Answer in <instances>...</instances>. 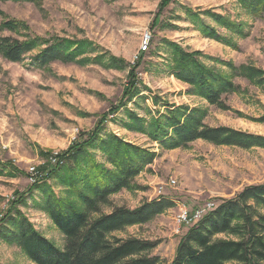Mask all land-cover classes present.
Returning <instances> with one entry per match:
<instances>
[{
  "label": "rangeland",
  "instance_id": "rangeland-1",
  "mask_svg": "<svg viewBox=\"0 0 264 264\" xmlns=\"http://www.w3.org/2000/svg\"><path fill=\"white\" fill-rule=\"evenodd\" d=\"M164 2L0 3V20L17 26V30L0 32V37L86 44L78 58L81 62H55L41 69L30 65L38 48L19 63L7 61L0 53V220L15 206L39 233L62 249L63 236L34 204L39 194L29 193L33 184L28 169L36 168L55 194L66 197V188L51 172L57 165L53 157L87 140L99 123L103 134H114L154 155L135 177L133 190L109 196L110 205L102 211L133 210L146 202L169 200L173 205L150 222L114 234L155 243L146 256L157 257L163 264L172 262L180 239L193 227L178 224L181 209L192 211L210 203L213 211L245 188L264 182V148L245 150L198 140L186 148L167 150L122 128L126 108L147 120L157 111L161 114L163 108L152 103L156 97L159 105L200 109L209 127L264 137V85L232 76L238 91L223 96L228 110H220L170 74L175 46L185 53H200L204 67L227 77L232 73L223 62L264 72V12L253 15L237 0H167L165 6ZM146 34L149 46L141 54ZM130 85L140 91L137 96L124 95ZM95 159L104 162L99 152ZM0 264L33 263L17 247L0 241Z\"/></svg>",
  "mask_w": 264,
  "mask_h": 264
},
{
  "label": "trees",
  "instance_id": "trees-1",
  "mask_svg": "<svg viewBox=\"0 0 264 264\" xmlns=\"http://www.w3.org/2000/svg\"><path fill=\"white\" fill-rule=\"evenodd\" d=\"M35 1L0 0V3ZM237 1L253 15L260 16L264 12V0ZM13 30H17L16 25L0 20V32ZM85 46L67 39L18 41L0 37V53L9 62L19 63L38 48L30 65L39 69L55 62H81L78 58ZM199 55L198 52L185 53L175 46L171 53L170 74L191 86L198 97L217 109L228 110L223 96L238 91L232 76L264 85V72L259 69L234 67L223 62L232 73L227 77L204 67ZM131 85L124 95L137 96L140 91ZM159 102L158 98H152L153 105L163 108V112L157 111L148 120L126 108L122 128L144 135L167 150L186 148L198 140L245 150L264 148L262 136L228 127H209L204 123V113L200 109L166 103L159 105ZM261 122L264 123V116ZM103 131L102 123H99L87 140L75 142L66 152L57 155V165L51 172L66 188V197L55 194L46 179L33 184L29 190V193L37 191L39 194L40 200L34 204L63 236L64 247H56L39 233L15 206L0 220L1 242L17 247L33 264H163L157 257L146 256L155 248V243L136 238L120 239L114 234L150 222L173 205L169 200L146 202L133 210L116 207L109 213L102 211L110 205L109 196L123 189L133 190L135 177L151 164L154 155L114 134L105 135ZM95 152L102 154L104 162L96 161ZM24 201L22 198L21 202ZM262 211L264 182L245 188L232 200L221 202L191 227L180 239L170 264H264ZM220 235L226 238H216Z\"/></svg>",
  "mask_w": 264,
  "mask_h": 264
},
{
  "label": "built area",
  "instance_id": "built-area-1",
  "mask_svg": "<svg viewBox=\"0 0 264 264\" xmlns=\"http://www.w3.org/2000/svg\"><path fill=\"white\" fill-rule=\"evenodd\" d=\"M149 35L146 34L145 38L142 42V46L139 52L142 53V51H146L148 46H149ZM52 160V159H51ZM57 159L53 157L52 163H56ZM28 175H29V180L31 184H35L40 182L43 179V176L40 175L36 168L30 167L28 169ZM46 174H44L45 176ZM214 208L213 204H206L201 207L196 208L195 210L188 211L187 209H181L180 213L177 216V222L179 225H184V226H194L196 225L206 214L212 211Z\"/></svg>",
  "mask_w": 264,
  "mask_h": 264
}]
</instances>
